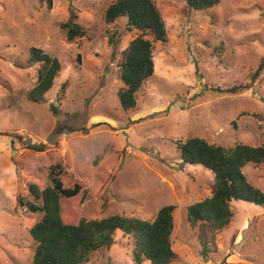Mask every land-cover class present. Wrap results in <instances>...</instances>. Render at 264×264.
<instances>
[{
    "label": "rangeland",
    "instance_id": "1",
    "mask_svg": "<svg viewBox=\"0 0 264 264\" xmlns=\"http://www.w3.org/2000/svg\"><path fill=\"white\" fill-rule=\"evenodd\" d=\"M49 1L0 0V264H32L29 230L42 217V200L30 187L58 180L81 187L64 200L67 222L114 215L152 222L173 206L170 264H264L261 206L231 201L233 217L220 231L188 222V206L211 197L214 179L184 164L177 147L190 138L264 146V69L253 78L264 59V0H220L200 12L185 0H153L167 42L154 45L153 75L128 111L117 97L118 59L134 36L124 17L105 22L116 0ZM71 16L84 35L68 41L60 26ZM31 48L61 66L38 104L28 97L38 70ZM238 86L247 89L230 91ZM242 173L264 193V162ZM132 257L117 230L82 264H135Z\"/></svg>",
    "mask_w": 264,
    "mask_h": 264
},
{
    "label": "trees",
    "instance_id": "2",
    "mask_svg": "<svg viewBox=\"0 0 264 264\" xmlns=\"http://www.w3.org/2000/svg\"><path fill=\"white\" fill-rule=\"evenodd\" d=\"M219 1L185 0V3L189 9L200 12L214 7ZM121 17L126 19V29L134 36L118 59L123 86L117 97L122 110L128 111L135 107L138 91L153 75L154 45L165 44L167 36L153 0H116L107 7L104 19L110 24ZM60 27L68 41L84 35L74 16ZM28 59L31 64L38 65L36 84L28 93L29 100L38 104L44 101L45 93L52 88L61 66L55 57L41 49L31 48ZM263 69L264 59L253 78H257ZM245 89L247 87L238 86L230 91L237 93ZM50 109L56 113L53 105ZM25 146L34 152L45 150L40 144ZM177 147L184 164L200 165L210 171L214 179L211 197L187 208V220L192 226L199 223L209 230L224 229L233 217L231 201L249 202L261 206L264 212V193L251 186L242 173L246 165L257 166L264 162V146L236 144L225 148L200 138H190L178 142ZM80 190L79 184L64 187L60 180L53 187L42 190L31 185L33 197L42 200V217L29 230L35 244L32 264H82L91 253L109 247L117 230L130 240L135 264L144 261L149 264H170L174 258L170 241L173 206L161 208L152 222L114 215L101 220H80L73 224L65 220L64 200L76 197ZM29 207L32 213L36 212L35 208Z\"/></svg>",
    "mask_w": 264,
    "mask_h": 264
}]
</instances>
